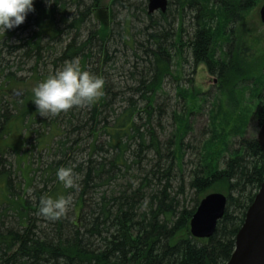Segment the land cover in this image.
<instances>
[{
    "label": "trees",
    "instance_id": "obj_1",
    "mask_svg": "<svg viewBox=\"0 0 264 264\" xmlns=\"http://www.w3.org/2000/svg\"><path fill=\"white\" fill-rule=\"evenodd\" d=\"M258 1L169 0L164 13L149 14L147 0H33L27 35L7 45L9 36L2 34L0 48L30 63L37 82L77 58L82 69L103 77L104 94L93 104L41 116L27 82L6 72L10 60L4 58L0 107L14 108L0 114V264L228 261L264 180V152L256 135L246 134L250 119L258 127L264 122V79L248 76L252 47L236 31L241 15ZM187 16L192 28L184 40ZM216 45L225 47L222 57ZM184 47L193 67L204 64L215 75L221 96L210 104L207 137L195 148L186 140L190 115L202 107L191 103L193 89L176 92L183 108L169 115L160 101L165 80L184 61ZM41 66L51 74L41 76ZM248 79L254 80V99L236 103L232 117L224 98L240 93L243 99L248 87L235 88ZM21 130L36 134L34 147L46 152L36 169L33 156L21 167L7 158L10 133L18 132L20 145L28 141ZM188 147L194 160H185ZM68 165H75L76 186L64 189L55 171ZM209 192L225 194L224 214L211 237L194 238L189 222ZM58 195L70 197L65 215L55 221L39 215L40 198Z\"/></svg>",
    "mask_w": 264,
    "mask_h": 264
},
{
    "label": "rangeland",
    "instance_id": "obj_2",
    "mask_svg": "<svg viewBox=\"0 0 264 264\" xmlns=\"http://www.w3.org/2000/svg\"><path fill=\"white\" fill-rule=\"evenodd\" d=\"M264 0H259L258 3L251 8V10L244 12L238 23L236 31L238 30V35L242 38L241 43L243 40H245L248 45L252 47V50L250 51L251 57L247 60H245L246 63V69L249 71L248 76L253 77V79L263 78L264 79V25L260 22L259 19V9L261 5L263 4ZM171 9H174V6H171ZM189 13V12H188ZM191 19L189 16L186 17V19L183 22V28L186 29V31L183 33V39H186V36H189V32L191 31ZM25 20L20 25L13 27L12 29L5 30V32H0V35L6 33L7 36H9L7 41V45H11L17 42V38L27 35V31H29V28L25 25ZM13 33V34H12ZM244 42V43H245ZM7 48L2 46L0 48V67L4 65V58L9 61V68L6 69V72L9 70L14 72L17 76L16 78H21L23 81L27 82V89L32 91V87L37 83V81H34L31 78V72H29V66L30 63L23 65L18 63V59L15 57H12L11 59L7 56ZM225 52V47H222L221 45L215 46V53L216 57H222L223 53ZM183 57L184 61H182V65H178L174 68L173 77L168 78L165 80L162 90L160 92V101L166 102L168 105V115L171 112V110H182L184 102L178 97L177 93L178 90L180 92H183V90L186 89H193V93L195 94V100H191V103L199 105L202 104L201 109L199 108L195 109L194 113L190 115V121L192 123V131L187 136L186 140L189 141L194 148L196 145L200 144L202 142L203 138L207 137V134L204 130H207L208 123L210 121V117L208 116L209 109L211 108L212 102H214L216 99H220V93L217 89V78L215 75H212L208 72L206 66L204 64H199L196 67H193L192 59H191V53L190 50H188L187 47L183 48ZM17 65L20 66L17 70ZM45 66L40 67L41 73H39L41 76L46 73L51 74V69H45ZM176 69V71H175ZM46 70V73L43 72ZM180 72H179V71ZM4 76H1L0 74V83L3 81ZM248 79L245 82H241L236 84L235 89H245V87H248V89L245 90L244 98H240L239 94H234L232 97V100L227 98H224L223 106L224 108L230 109L232 112L234 109V106L236 103L242 104V106H246L247 103H251L252 95L250 94V86L253 84L254 80ZM40 81V80H39ZM38 81V82H39ZM202 95V96H201ZM202 97V103L200 102L199 98ZM251 99L249 100V98ZM6 99V98H5ZM254 99V98H253ZM8 100V99H7ZM190 101V100H189ZM188 101V102H189ZM254 101V100H253ZM252 101V102H253ZM211 104V105H210ZM237 107V106H235ZM6 108V109H4ZM14 108L13 104L6 103L5 107H0V114H8L13 113L12 109ZM199 110V111H196ZM231 116L234 117L235 113H231ZM39 118V117H38ZM169 119V118H168ZM231 119V117H230ZM3 120V119H2ZM27 120V119H26ZM170 120V119H169ZM10 119L3 122L4 126L7 127L9 125ZM169 122H167V129L170 131L171 127H169ZM32 127H38V124H33ZM258 126L256 122L253 119H250L248 126H247V133L246 134H255L258 131ZM202 132V137H201ZM18 132H12L10 133L11 136L6 139L5 143H8L10 147L7 149L8 154L7 158L8 160L13 164V166L19 165L20 167L25 165V162L28 157H32L31 160H33L32 168L36 169L38 166L37 163V157L38 155L42 157V160H46V152L45 150L40 151V147L35 148V139L36 134L32 133L29 134V131L21 130V136L22 134H25V136L28 137V141H26L24 144L20 145L18 140L19 137L17 136ZM198 139V140H197ZM200 142V143H199ZM40 151V152H39ZM39 152V153H38ZM194 151L191 150L190 147H188L185 155V160H194ZM191 167L190 163H188L187 168L189 169ZM191 192L188 191V194Z\"/></svg>",
    "mask_w": 264,
    "mask_h": 264
},
{
    "label": "clouds",
    "instance_id": "obj_3",
    "mask_svg": "<svg viewBox=\"0 0 264 264\" xmlns=\"http://www.w3.org/2000/svg\"><path fill=\"white\" fill-rule=\"evenodd\" d=\"M33 10V0H0V32L20 25L27 13ZM104 85L102 76L82 69L79 59L73 58L32 87V101L41 116H56L73 106L95 103L104 94ZM74 167L60 166L55 171V178L64 189L76 186ZM70 202V197L65 195L55 198L43 196L39 200L38 214L48 220H59L65 215ZM147 203L145 199V207Z\"/></svg>",
    "mask_w": 264,
    "mask_h": 264
},
{
    "label": "water",
    "instance_id": "obj_4",
    "mask_svg": "<svg viewBox=\"0 0 264 264\" xmlns=\"http://www.w3.org/2000/svg\"><path fill=\"white\" fill-rule=\"evenodd\" d=\"M149 14L165 12L168 0H147ZM264 24V2L259 10ZM256 140L264 152V122L258 128ZM226 205L225 195L209 193L199 202L189 222V231L194 238H209L222 218ZM226 264H264V181L252 203L247 208L244 221L235 236L234 250Z\"/></svg>",
    "mask_w": 264,
    "mask_h": 264
},
{
    "label": "bare ground",
    "instance_id": "obj_5",
    "mask_svg": "<svg viewBox=\"0 0 264 264\" xmlns=\"http://www.w3.org/2000/svg\"><path fill=\"white\" fill-rule=\"evenodd\" d=\"M175 114V113H174Z\"/></svg>",
    "mask_w": 264,
    "mask_h": 264
}]
</instances>
